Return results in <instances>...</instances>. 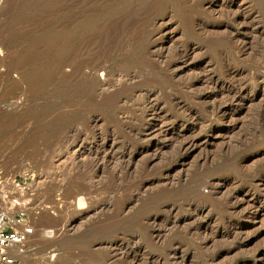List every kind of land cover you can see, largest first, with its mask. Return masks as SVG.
<instances>
[{
    "label": "rangeland",
    "instance_id": "1",
    "mask_svg": "<svg viewBox=\"0 0 264 264\" xmlns=\"http://www.w3.org/2000/svg\"><path fill=\"white\" fill-rule=\"evenodd\" d=\"M24 205L20 264H264V0H6L0 207Z\"/></svg>",
    "mask_w": 264,
    "mask_h": 264
},
{
    "label": "built area",
    "instance_id": "2",
    "mask_svg": "<svg viewBox=\"0 0 264 264\" xmlns=\"http://www.w3.org/2000/svg\"><path fill=\"white\" fill-rule=\"evenodd\" d=\"M5 2L0 0V10ZM30 211L25 205L0 207V264H20L22 256L34 249L37 225ZM46 231L54 234L53 229ZM50 259L53 261L54 255Z\"/></svg>",
    "mask_w": 264,
    "mask_h": 264
},
{
    "label": "bare ground",
    "instance_id": "3",
    "mask_svg": "<svg viewBox=\"0 0 264 264\" xmlns=\"http://www.w3.org/2000/svg\"><path fill=\"white\" fill-rule=\"evenodd\" d=\"M63 53L64 54H66L67 52H66V50H64L63 51ZM23 78H25V79H27V77L24 75V77ZM14 84V83H13ZM16 84V83H15ZM15 84L13 85V86H15ZM12 86V87H13ZM10 87V86H9ZM17 87V86H16ZM195 186H197V188H198V186H199V182H197L196 184H195ZM196 188V187H195ZM195 188H194V190H193V192L195 191ZM196 191H198V190H196ZM194 194V193H193ZM198 194H199V192H198ZM195 195V194H194ZM195 197V196H194ZM199 197V196H198ZM205 198V197H204ZM206 198H208V197H206ZM100 245V244H99ZM94 257H95V255H93ZM23 258V257H22Z\"/></svg>",
    "mask_w": 264,
    "mask_h": 264
}]
</instances>
